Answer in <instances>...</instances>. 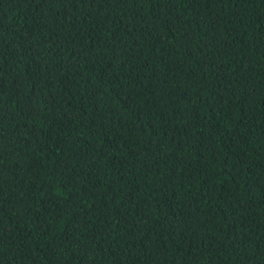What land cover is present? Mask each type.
Here are the masks:
<instances>
[{
    "label": "trees",
    "instance_id": "trees-1",
    "mask_svg": "<svg viewBox=\"0 0 264 264\" xmlns=\"http://www.w3.org/2000/svg\"><path fill=\"white\" fill-rule=\"evenodd\" d=\"M0 264H264V0H0Z\"/></svg>",
    "mask_w": 264,
    "mask_h": 264
}]
</instances>
